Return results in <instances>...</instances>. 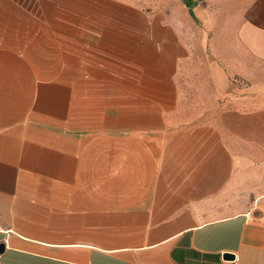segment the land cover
Wrapping results in <instances>:
<instances>
[{"label":"crops","instance_id":"obj_1","mask_svg":"<svg viewBox=\"0 0 264 264\" xmlns=\"http://www.w3.org/2000/svg\"><path fill=\"white\" fill-rule=\"evenodd\" d=\"M172 4L0 0V264H264V0Z\"/></svg>","mask_w":264,"mask_h":264},{"label":"rangeland","instance_id":"obj_2","mask_svg":"<svg viewBox=\"0 0 264 264\" xmlns=\"http://www.w3.org/2000/svg\"><path fill=\"white\" fill-rule=\"evenodd\" d=\"M172 3L174 8L179 10L175 14L179 15L183 22L187 18L190 22L189 27H193V19L189 16V13L186 10L181 11L179 9L180 0H172ZM205 31L207 30L203 29L202 31L203 39L206 36ZM209 54L204 48L196 50V58L185 63V68L183 69L185 73L181 77L183 96L181 106L177 112L179 114V125L199 123L212 113L209 108L210 102L213 101L212 84L209 75H207ZM256 69L264 71V63ZM234 78L238 80L241 77L235 76ZM243 80L246 83L248 82L247 78H243Z\"/></svg>","mask_w":264,"mask_h":264},{"label":"water","instance_id":"obj_3","mask_svg":"<svg viewBox=\"0 0 264 264\" xmlns=\"http://www.w3.org/2000/svg\"><path fill=\"white\" fill-rule=\"evenodd\" d=\"M3 248V243H0V250Z\"/></svg>","mask_w":264,"mask_h":264}]
</instances>
